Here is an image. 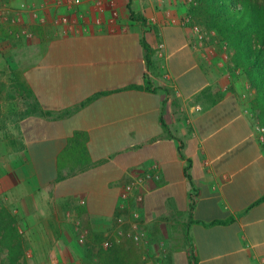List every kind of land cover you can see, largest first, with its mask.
<instances>
[{
  "label": "crops",
  "instance_id": "crops-1",
  "mask_svg": "<svg viewBox=\"0 0 264 264\" xmlns=\"http://www.w3.org/2000/svg\"><path fill=\"white\" fill-rule=\"evenodd\" d=\"M52 1L38 40L12 45L11 84L30 105L15 134L0 132L1 189L61 229L71 218L50 215L45 198L80 209L95 244L123 223L128 264H264V143L246 75L197 46L184 0H132L148 29L130 19L74 32L55 25ZM94 249L68 264L93 263Z\"/></svg>",
  "mask_w": 264,
  "mask_h": 264
},
{
  "label": "rangeland",
  "instance_id": "rangeland-1",
  "mask_svg": "<svg viewBox=\"0 0 264 264\" xmlns=\"http://www.w3.org/2000/svg\"><path fill=\"white\" fill-rule=\"evenodd\" d=\"M46 1L48 0H18L16 1L17 6H13L14 15L17 18L14 21L8 20L0 23V58L4 61V65L0 63V132L8 129L9 134L12 131L15 134L18 125L16 121L21 118V115L28 110L30 105L29 99L26 97L23 99L21 97L17 98L22 93L23 96L26 95V91L22 90L25 87L21 82L15 81L11 84L13 72L18 73L17 64L13 63L12 60V55L17 54V52L13 54L12 45L34 42L43 34L41 28L44 26L45 20L46 23L49 21V17L44 15V10L49 5V2ZM128 1L53 0L51 16L52 20L57 19L55 25H58V23L67 25L63 26V32H65V28L66 32L89 31L93 28V25L97 27L105 26L106 29L119 28L131 19L127 7ZM33 10L37 12L36 16L32 13ZM63 16L66 18L65 22L62 21ZM98 19L101 20V24L97 22ZM220 50L217 54L221 55ZM229 64H227L228 68ZM229 71L231 70L229 69ZM9 87L13 88L14 94L6 92V89H10ZM248 104L254 119L261 123L258 118V111L252 106V99L248 100ZM45 199H49L48 203L52 209L50 215L64 214L71 218L69 223H62L63 229H68L66 234H63L64 230L60 228L61 226L55 225L52 220H49V224H46V222L38 223L39 219L37 220V218L43 216H38L40 208L36 204H33L31 209L29 207L24 208L17 198L4 192L0 186V213L3 208H6L18 216V227L24 235L26 245L23 260H26L28 264H68V260L80 256H83L85 260H88V258L92 260V251H95V246L98 248L99 251L97 252L100 253V256H98L99 258L94 257L91 264H97L96 260L98 259L100 264H107L108 260L113 259L115 260L114 264L129 263L125 261L124 256L125 242L123 237L126 236L128 230L127 227L123 226V223L117 229V239L108 236L100 240L99 244H95V240L91 239L92 229L80 209L74 207L61 208L56 200H52L50 197ZM134 220L136 222V230H134L136 236L133 237L138 245L137 248H139V233L142 230V225L138 210L135 211ZM46 228H49V231H45ZM8 263L9 251L0 241V264Z\"/></svg>",
  "mask_w": 264,
  "mask_h": 264
},
{
  "label": "trees",
  "instance_id": "trees-1",
  "mask_svg": "<svg viewBox=\"0 0 264 264\" xmlns=\"http://www.w3.org/2000/svg\"><path fill=\"white\" fill-rule=\"evenodd\" d=\"M127 7L132 20L142 21L149 28L148 19L136 12L129 0ZM199 22L215 30L227 41L232 59L231 71L240 70L255 91L252 106L264 125V0H200L192 9ZM142 43L151 64V49L145 38ZM28 91V90H27ZM0 241L9 251L8 264H28L25 255V238L18 227V216L10 209L0 213Z\"/></svg>",
  "mask_w": 264,
  "mask_h": 264
},
{
  "label": "built area",
  "instance_id": "built-area-1",
  "mask_svg": "<svg viewBox=\"0 0 264 264\" xmlns=\"http://www.w3.org/2000/svg\"><path fill=\"white\" fill-rule=\"evenodd\" d=\"M158 1V0H154ZM185 3L190 8V11L184 17L181 21L182 25L184 26H190L194 33H195V41L197 43V46H200L204 48L207 55H214L218 53V51H221V56L226 64L231 63L232 55L229 48V45L226 40H224L215 30L207 28L203 23L199 22L197 18L195 17L194 13L192 12V9L199 5L200 0H184ZM32 13L36 16L37 12L35 10L32 11ZM17 17L14 15L13 6H11L8 3H3L0 1V23H4L8 20H15ZM62 21L65 22L66 18L65 16L62 17ZM97 22L101 24V20L98 19ZM221 37V38H220ZM161 46H163L161 44ZM207 60L210 59L209 56H206ZM240 71V70H238ZM250 87V85H249ZM251 88V87H250ZM251 91L249 94H251ZM255 92V91H254ZM245 97H248V95H245ZM249 98V97H248ZM246 112L250 115L251 121L253 123V127L255 129V132L258 134L261 141L264 143V125L256 121L253 117L252 110L249 108L246 109ZM153 175L148 174L147 177L151 178ZM144 177L139 178L138 183L140 181H143ZM135 188L134 184H127L125 187V190L121 193V197L123 200H127L130 196L131 191Z\"/></svg>",
  "mask_w": 264,
  "mask_h": 264
}]
</instances>
